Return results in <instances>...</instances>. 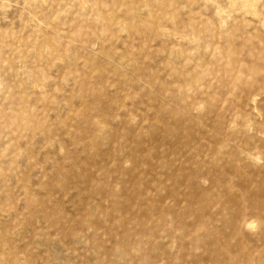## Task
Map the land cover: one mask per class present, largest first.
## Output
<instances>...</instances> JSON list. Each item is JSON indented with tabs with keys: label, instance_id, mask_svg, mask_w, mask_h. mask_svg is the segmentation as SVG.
<instances>
[{
	"label": "rangeland",
	"instance_id": "rangeland-1",
	"mask_svg": "<svg viewBox=\"0 0 264 264\" xmlns=\"http://www.w3.org/2000/svg\"><path fill=\"white\" fill-rule=\"evenodd\" d=\"M0 264H264V0H0Z\"/></svg>",
	"mask_w": 264,
	"mask_h": 264
}]
</instances>
